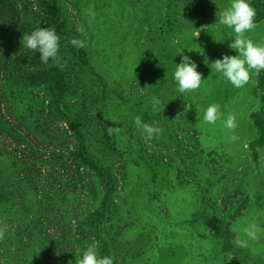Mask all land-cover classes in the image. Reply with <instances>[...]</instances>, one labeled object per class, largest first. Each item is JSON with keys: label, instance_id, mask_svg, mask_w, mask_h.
Wrapping results in <instances>:
<instances>
[{"label": "rangeland", "instance_id": "374dc122", "mask_svg": "<svg viewBox=\"0 0 264 264\" xmlns=\"http://www.w3.org/2000/svg\"><path fill=\"white\" fill-rule=\"evenodd\" d=\"M248 2L246 36L264 44V0ZM230 4L0 0V264H76L93 242L113 264H264V70L237 89L210 68L238 54L219 23ZM36 17L59 52L32 80L40 53L23 62L21 23ZM181 54L203 73L194 93L174 80ZM212 104L215 125L203 121ZM137 116L161 134L145 139Z\"/></svg>", "mask_w": 264, "mask_h": 264}, {"label": "clouds", "instance_id": "9594fccd", "mask_svg": "<svg viewBox=\"0 0 264 264\" xmlns=\"http://www.w3.org/2000/svg\"><path fill=\"white\" fill-rule=\"evenodd\" d=\"M89 15L94 18V13L90 12ZM219 15V23L231 29L234 34V38L228 46L238 54L234 56L224 54L222 59L218 58L212 62L210 68L220 74L233 87L243 88L249 83L253 72L259 74L264 70V44H256L246 36V33L255 28L254 18L256 12L248 0H231L230 6ZM207 26L204 25L201 29H205ZM77 31L83 33V26L78 25ZM70 43L76 47L84 46L83 42L76 38H73ZM23 46L32 51H38L41 61L45 64L49 59L58 60L59 36L54 29L42 27L34 30L30 35H24ZM197 68L198 65L195 61L188 55L181 54V61L176 64L174 71V80L177 82L180 93H194L199 90L203 82V73L197 71ZM153 100L156 105L160 104V101L155 97H153ZM222 116L220 106L212 104L206 109L203 121L206 124L215 125ZM134 122L145 139L159 136L162 132V129L158 126L143 123L140 116L135 117ZM224 127L230 132L237 127L235 115L227 117L224 121ZM107 131L112 134L113 132H119L120 129L109 126ZM229 139L234 141L237 137L233 135ZM232 230L234 232L238 231L236 227H233ZM6 231V226L0 227V240L4 238ZM244 233L253 240L257 238L254 225L245 228ZM233 243L237 247H247V241L241 239L239 235L236 236ZM76 264H113V258L111 256H100L97 243L93 242L87 246L82 258L77 260Z\"/></svg>", "mask_w": 264, "mask_h": 264}, {"label": "trees", "instance_id": "16d2710c", "mask_svg": "<svg viewBox=\"0 0 264 264\" xmlns=\"http://www.w3.org/2000/svg\"><path fill=\"white\" fill-rule=\"evenodd\" d=\"M33 17V16H32ZM30 18V17H29ZM254 21H255V18H254ZM39 25V21H38V18L36 17V19H24L21 23V28L22 30H24L25 32H28V34L30 35L34 30L37 29ZM6 43L3 42L2 44V49L5 50V49H10V46L9 45H5ZM8 46V47H6ZM32 53H35L34 51H26L23 55V62H29V63H34L32 62L31 60L28 59V55L29 54H32ZM36 56V54H34ZM30 67L33 68V70L35 71V73H31L29 72L31 79L32 80H36L34 77H38L39 75H42L44 73V67H43V64H42V61H38V62H35L34 64H32ZM79 153L77 154V157L79 159H81V161H83L86 166L88 167V169L92 170V171H95V172H98V173H101V170L99 168V166L97 165L96 162H94L90 157L87 156V152L85 151L86 149H84L83 147H79Z\"/></svg>", "mask_w": 264, "mask_h": 264}]
</instances>
